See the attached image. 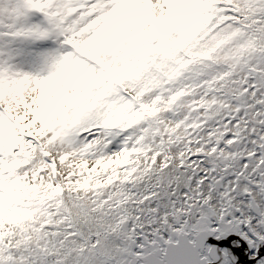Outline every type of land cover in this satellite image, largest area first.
<instances>
[{
    "label": "snow or ice",
    "instance_id": "6c2138e0",
    "mask_svg": "<svg viewBox=\"0 0 264 264\" xmlns=\"http://www.w3.org/2000/svg\"><path fill=\"white\" fill-rule=\"evenodd\" d=\"M0 264H264V0H0Z\"/></svg>",
    "mask_w": 264,
    "mask_h": 264
}]
</instances>
